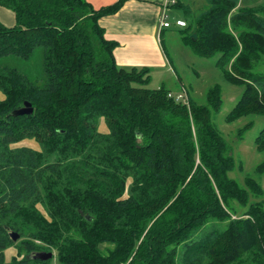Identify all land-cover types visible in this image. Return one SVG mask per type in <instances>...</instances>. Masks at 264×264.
Here are the masks:
<instances>
[{
    "label": "trees",
    "instance_id": "16d2710c",
    "mask_svg": "<svg viewBox=\"0 0 264 264\" xmlns=\"http://www.w3.org/2000/svg\"><path fill=\"white\" fill-rule=\"evenodd\" d=\"M124 2L0 0L15 18L0 23V59L41 50L39 81L0 66V264H264L263 190L252 177L244 186L229 177L232 148L212 122L220 87L205 105L185 103L147 88L149 68L119 67L118 43L99 20ZM205 2L182 29L195 54L216 56L223 79L243 87L225 121L264 117V75L253 72L264 17L240 0ZM26 102L32 114L11 115ZM26 139L43 149L17 146ZM254 147L264 152V128ZM254 173L264 175V159ZM9 232L25 257L6 262ZM33 252L53 257L31 260Z\"/></svg>",
    "mask_w": 264,
    "mask_h": 264
},
{
    "label": "rangeland",
    "instance_id": "374dc122",
    "mask_svg": "<svg viewBox=\"0 0 264 264\" xmlns=\"http://www.w3.org/2000/svg\"><path fill=\"white\" fill-rule=\"evenodd\" d=\"M92 1H94L92 7L96 8L99 7L96 5L107 0ZM180 2L184 5L183 9L179 7L172 8L168 14L169 20L175 15L187 21L190 17L201 13L207 7L205 0H180ZM170 3L172 2L170 1ZM239 7L255 9L258 15L264 17V0H240ZM183 30L185 29L176 27L173 24L170 29H164L162 32L161 43L168 65L164 73L151 72V81L147 88L152 90L159 89L164 84L173 96H177L182 94L181 89L183 87L187 98H191L197 104L205 105L207 90L214 85H218L221 89L222 106L217 114L212 115V122L232 148L236 167L229 174V177L241 186H244L245 177L254 178L261 184L263 190L262 199L264 200V175L256 176L254 173L256 165L264 159V152H257L254 147L256 136L264 128V117L249 115L231 123L225 121V117L240 98L243 87L229 84L223 79L222 71L215 66L216 56L203 58L195 54L190 45L185 42V37L189 35ZM6 65L17 68L33 81H39L38 79L41 75V50L36 49L28 61L14 57L0 59V66ZM253 72L264 75V52L261 55V59L255 63ZM0 98H2L1 94ZM249 122L253 123L252 127L238 140L236 138L237 130ZM98 128L100 132L107 133L102 121ZM17 146H27L37 151L43 149L39 143L28 139L21 141ZM240 164L241 169L238 167ZM20 240L19 235V239L14 242V245L4 252L6 262H10L12 258L18 255L25 257V253L20 251Z\"/></svg>",
    "mask_w": 264,
    "mask_h": 264
},
{
    "label": "crops",
    "instance_id": "0c3cea01",
    "mask_svg": "<svg viewBox=\"0 0 264 264\" xmlns=\"http://www.w3.org/2000/svg\"><path fill=\"white\" fill-rule=\"evenodd\" d=\"M90 1L88 2L92 5L94 1ZM117 1L107 0L96 5L99 7L95 9ZM170 4V0H125L116 14L99 20L105 38L118 43L114 50V58L119 67L124 69L147 67L151 72L164 73L168 62L161 43L164 29H159V18L163 12L168 16L172 8H178L171 7ZM175 20L184 21L174 15L171 20L168 18L171 26L167 29L172 27ZM0 23L6 27H11L15 23L14 14L1 6ZM161 86L165 87L164 84Z\"/></svg>",
    "mask_w": 264,
    "mask_h": 264
},
{
    "label": "water",
    "instance_id": "95a60500",
    "mask_svg": "<svg viewBox=\"0 0 264 264\" xmlns=\"http://www.w3.org/2000/svg\"><path fill=\"white\" fill-rule=\"evenodd\" d=\"M194 39L196 38L195 35L192 36ZM33 109L31 108L29 103H24L23 107L12 112V116H22V115H29L32 114ZM9 237L13 242H16L19 239V235L14 232H9ZM53 257L51 252H33L30 254L29 258L31 260H40V261H47Z\"/></svg>",
    "mask_w": 264,
    "mask_h": 264
},
{
    "label": "built area",
    "instance_id": "2783aa9c",
    "mask_svg": "<svg viewBox=\"0 0 264 264\" xmlns=\"http://www.w3.org/2000/svg\"><path fill=\"white\" fill-rule=\"evenodd\" d=\"M173 4V1H171ZM176 27L179 28H185L186 24L184 21L182 20H175L173 23ZM171 26V23L168 21V16L165 12H163L159 18V29H167ZM181 93L177 96H173L172 94H170V96L174 97L177 101H182L187 103L188 102V98H187V94L186 91L184 90V88L182 87L181 89Z\"/></svg>",
    "mask_w": 264,
    "mask_h": 264
}]
</instances>
